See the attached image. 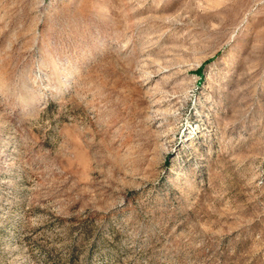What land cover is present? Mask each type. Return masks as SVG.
Instances as JSON below:
<instances>
[{"label":"rangeland","instance_id":"374dc122","mask_svg":"<svg viewBox=\"0 0 264 264\" xmlns=\"http://www.w3.org/2000/svg\"><path fill=\"white\" fill-rule=\"evenodd\" d=\"M0 264H264V0H0Z\"/></svg>","mask_w":264,"mask_h":264}]
</instances>
